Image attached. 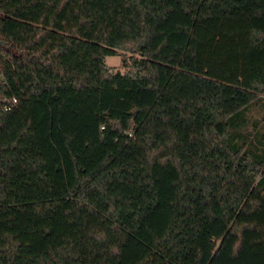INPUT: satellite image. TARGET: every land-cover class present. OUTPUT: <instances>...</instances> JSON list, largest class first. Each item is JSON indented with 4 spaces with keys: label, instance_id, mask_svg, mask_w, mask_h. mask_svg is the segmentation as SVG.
Here are the masks:
<instances>
[{
    "label": "trees",
    "instance_id": "1",
    "mask_svg": "<svg viewBox=\"0 0 264 264\" xmlns=\"http://www.w3.org/2000/svg\"><path fill=\"white\" fill-rule=\"evenodd\" d=\"M0 64V264H264V0H0Z\"/></svg>",
    "mask_w": 264,
    "mask_h": 264
},
{
    "label": "built area",
    "instance_id": "2",
    "mask_svg": "<svg viewBox=\"0 0 264 264\" xmlns=\"http://www.w3.org/2000/svg\"><path fill=\"white\" fill-rule=\"evenodd\" d=\"M19 99L13 92L7 72L0 64V112H10L17 108Z\"/></svg>",
    "mask_w": 264,
    "mask_h": 264
},
{
    "label": "rangeland",
    "instance_id": "3",
    "mask_svg": "<svg viewBox=\"0 0 264 264\" xmlns=\"http://www.w3.org/2000/svg\"><path fill=\"white\" fill-rule=\"evenodd\" d=\"M125 55L129 54L120 53L118 55H111L105 58V63L108 67H111L116 70H120L122 72L127 71V67L123 64V59ZM248 121H250V125H253L254 120H263L264 119V107L261 103H257L252 106L250 112H248ZM246 122V121H245Z\"/></svg>",
    "mask_w": 264,
    "mask_h": 264
}]
</instances>
